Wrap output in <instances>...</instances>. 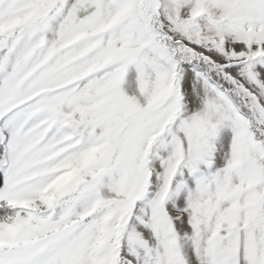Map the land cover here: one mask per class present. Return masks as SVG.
I'll return each mask as SVG.
<instances>
[{
	"label": "rangeland",
	"instance_id": "374dc122",
	"mask_svg": "<svg viewBox=\"0 0 264 264\" xmlns=\"http://www.w3.org/2000/svg\"><path fill=\"white\" fill-rule=\"evenodd\" d=\"M0 146V264H264V0H0Z\"/></svg>",
	"mask_w": 264,
	"mask_h": 264
},
{
	"label": "crops",
	"instance_id": "0c3cea01",
	"mask_svg": "<svg viewBox=\"0 0 264 264\" xmlns=\"http://www.w3.org/2000/svg\"><path fill=\"white\" fill-rule=\"evenodd\" d=\"M206 18H207V14H206ZM183 43H185L189 47H193V46H190V44L188 42L184 41ZM189 47H187V49H186L187 53L193 54V52H194V53H198L199 55L203 54V58L205 59V61L207 60V54L206 53L199 52V49L197 51L195 47L193 49H191ZM167 61H168V67L167 68L163 67L162 70H158L159 71L158 72L159 80L160 81L163 80L166 76V73L173 75L174 78H176V76H177V79L179 78L178 85H179L180 93H181V95H184L186 98V99L184 98L185 99L184 103L189 104V100H187L190 97L189 92H191V91L197 92L198 90H201V93H203V94L200 95V97L197 99V103H199V105L202 104L204 106H207V97H206L207 78L204 75V73L195 69V68L188 67V66H186V67L181 66L180 69L175 71V69H174L175 67H174L173 63L170 61V59H168ZM146 74H147L146 70L143 69L140 65L131 64V65H129V67H127V70L125 71L122 82L119 84V91L120 92L122 91V89L124 87V89H123L124 100L127 101V103L129 102V104L131 106L135 105V107H136V105H137V106L141 107V108H139L141 111L143 110L142 107L144 105L143 100L141 99V96H143L144 94H143V92H140V94L138 95L135 93V91L133 92L130 87H131V84H133V82H135L138 79V77L143 78V76H145ZM65 90L66 89L60 90L61 93L59 92L60 93L59 97L66 95ZM62 92H65V93H62ZM216 95L218 98L220 97L219 93H217ZM144 96H143V98H144ZM194 100H195V98H194ZM56 102H57V100L55 101V103ZM48 111H50L52 113H61V114L65 113L64 114L65 116L67 114V108H63L62 104H60V103H58L56 105L51 104L50 109ZM68 125L69 124H67V123L58 124V129L60 132L63 131V135L65 136V138H67V136H68V131L66 128V127H69Z\"/></svg>",
	"mask_w": 264,
	"mask_h": 264
},
{
	"label": "trees",
	"instance_id": "16d2710c",
	"mask_svg": "<svg viewBox=\"0 0 264 264\" xmlns=\"http://www.w3.org/2000/svg\"><path fill=\"white\" fill-rule=\"evenodd\" d=\"M169 56H170V55H169ZM171 58H172L173 60L176 59V57L173 56V55H172ZM134 60H135V59H134ZM131 62H134V61H131V59H123V62H120V65H121L120 67H122V72H121V74H124V73H125L126 68L128 67V65H129ZM198 69H199V68H198ZM199 70H201V69H199ZM201 71H202V70H201ZM109 85H110V87H111L113 90H115V88H116V84L114 85V82L110 83ZM115 100L118 101V95H117V94H115ZM1 155H2V147L0 146V160H1ZM3 185H4L3 175H2V172L0 171V190L2 189Z\"/></svg>",
	"mask_w": 264,
	"mask_h": 264
},
{
	"label": "water",
	"instance_id": "95a60500",
	"mask_svg": "<svg viewBox=\"0 0 264 264\" xmlns=\"http://www.w3.org/2000/svg\"><path fill=\"white\" fill-rule=\"evenodd\" d=\"M63 11V6L60 3L55 4L51 10L48 12V17H55Z\"/></svg>",
	"mask_w": 264,
	"mask_h": 264
},
{
	"label": "bare ground",
	"instance_id": "6f19581e",
	"mask_svg": "<svg viewBox=\"0 0 264 264\" xmlns=\"http://www.w3.org/2000/svg\"><path fill=\"white\" fill-rule=\"evenodd\" d=\"M184 145H186V141L183 140L182 141ZM159 155L161 156V158L163 157V151L159 152ZM164 158V157H163ZM183 167V166H182ZM187 171V169H185Z\"/></svg>",
	"mask_w": 264,
	"mask_h": 264
}]
</instances>
